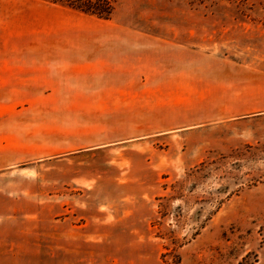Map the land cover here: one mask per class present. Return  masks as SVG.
<instances>
[{
    "label": "rangeland",
    "instance_id": "obj_1",
    "mask_svg": "<svg viewBox=\"0 0 264 264\" xmlns=\"http://www.w3.org/2000/svg\"><path fill=\"white\" fill-rule=\"evenodd\" d=\"M0 0V264H264V0Z\"/></svg>",
    "mask_w": 264,
    "mask_h": 264
},
{
    "label": "trees",
    "instance_id": "obj_2",
    "mask_svg": "<svg viewBox=\"0 0 264 264\" xmlns=\"http://www.w3.org/2000/svg\"><path fill=\"white\" fill-rule=\"evenodd\" d=\"M53 4H63L70 9L107 20L112 13V7L107 0H42Z\"/></svg>",
    "mask_w": 264,
    "mask_h": 264
}]
</instances>
